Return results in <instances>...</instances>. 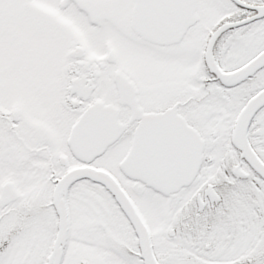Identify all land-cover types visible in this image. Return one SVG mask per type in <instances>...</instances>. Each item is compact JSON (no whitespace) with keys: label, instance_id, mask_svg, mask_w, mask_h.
<instances>
[{"label":"snow or ice","instance_id":"1","mask_svg":"<svg viewBox=\"0 0 264 264\" xmlns=\"http://www.w3.org/2000/svg\"><path fill=\"white\" fill-rule=\"evenodd\" d=\"M0 264H264V0H0Z\"/></svg>","mask_w":264,"mask_h":264}]
</instances>
